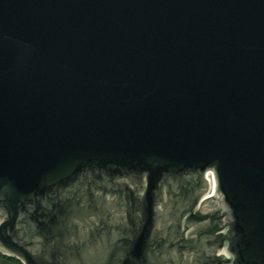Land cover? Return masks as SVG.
Listing matches in <instances>:
<instances>
[{
	"label": "water",
	"instance_id": "1",
	"mask_svg": "<svg viewBox=\"0 0 264 264\" xmlns=\"http://www.w3.org/2000/svg\"><path fill=\"white\" fill-rule=\"evenodd\" d=\"M214 236L264 264V0H0V253L191 264Z\"/></svg>",
	"mask_w": 264,
	"mask_h": 264
},
{
	"label": "flooded vegetation",
	"instance_id": "2",
	"mask_svg": "<svg viewBox=\"0 0 264 264\" xmlns=\"http://www.w3.org/2000/svg\"><path fill=\"white\" fill-rule=\"evenodd\" d=\"M95 191L98 193V196L95 195L96 196L95 197L96 200L92 199L93 203H95V207H93L94 208L93 213L94 214H99V212H100L99 215L103 216V218L105 219L107 224L110 225L111 224L110 221H112V217H111L112 214H117V212H118V209H117V207L115 205V203H116L115 201L120 199L121 193L119 191H117V192H114V191L109 192V191H107L105 189H102V188H98ZM74 195L75 196L77 195V197H78L77 192H75ZM92 198H94V196H92ZM106 199H108V203L106 202ZM109 199H111V202L109 201ZM92 206H94V205L92 204ZM113 210H115L116 212L113 213L112 212ZM120 213H121V215L125 214L124 211H122L121 208H120ZM119 220L122 222L124 220V218H119ZM121 222H117L116 225L114 226V228L115 229H120V227L122 225ZM178 223L181 224V220L179 222H177V224ZM179 227H180V225H179ZM205 234L206 233L204 232L203 236H205ZM211 239H212L211 243L208 246L205 245L204 239L203 240L199 239L198 241L192 242V245L196 249L199 248L201 250L200 251H194L195 256H193V259L191 260V262H192L191 264H211V263L208 262V260H207L208 258H210L212 261L217 259V256H219V254L217 253L218 250H214V249L216 248L218 237L214 236ZM162 242L166 243V245L169 247V250H171V251L176 250L178 255H180L181 253L182 254L186 253V250H187L186 248L187 247H183L181 245L180 234L178 233V231H175L174 233L169 232L168 235L164 238V240L161 241V243ZM204 247L206 249H209L210 252L209 251L203 252L202 249Z\"/></svg>",
	"mask_w": 264,
	"mask_h": 264
},
{
	"label": "built area",
	"instance_id": "3",
	"mask_svg": "<svg viewBox=\"0 0 264 264\" xmlns=\"http://www.w3.org/2000/svg\"><path fill=\"white\" fill-rule=\"evenodd\" d=\"M207 177L209 180V190L206 192L205 196L210 197V196H213L214 194H216L217 183H216V178H215L214 172L212 170L208 171ZM227 231H228V227L225 226L221 229L220 232L226 233ZM217 253L219 255H224L226 258H232V254L230 253V251L227 248V243L222 248H219Z\"/></svg>",
	"mask_w": 264,
	"mask_h": 264
},
{
	"label": "trees",
	"instance_id": "4",
	"mask_svg": "<svg viewBox=\"0 0 264 264\" xmlns=\"http://www.w3.org/2000/svg\"><path fill=\"white\" fill-rule=\"evenodd\" d=\"M0 264H24L20 259L0 253Z\"/></svg>",
	"mask_w": 264,
	"mask_h": 264
}]
</instances>
